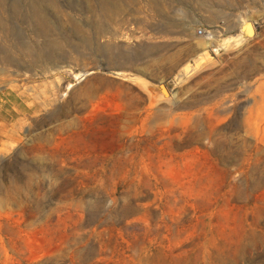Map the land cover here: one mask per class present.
Listing matches in <instances>:
<instances>
[{
  "label": "rangeland",
  "instance_id": "374dc122",
  "mask_svg": "<svg viewBox=\"0 0 264 264\" xmlns=\"http://www.w3.org/2000/svg\"><path fill=\"white\" fill-rule=\"evenodd\" d=\"M41 3L0 0V264H264V0Z\"/></svg>",
  "mask_w": 264,
  "mask_h": 264
},
{
  "label": "bare ground",
  "instance_id": "6f19581e",
  "mask_svg": "<svg viewBox=\"0 0 264 264\" xmlns=\"http://www.w3.org/2000/svg\"><path fill=\"white\" fill-rule=\"evenodd\" d=\"M89 2V1H88ZM3 5V3H1ZM31 9L29 13H26L24 17L26 18H36L41 19L43 22H47L51 16H58V12H47L46 5L41 3V0H30ZM0 13H3L2 8H0ZM0 25H4V21L1 20Z\"/></svg>",
  "mask_w": 264,
  "mask_h": 264
},
{
  "label": "water",
  "instance_id": "95a60500",
  "mask_svg": "<svg viewBox=\"0 0 264 264\" xmlns=\"http://www.w3.org/2000/svg\"><path fill=\"white\" fill-rule=\"evenodd\" d=\"M249 22L246 26L245 23ZM243 28L247 34H253L254 33V26L251 21H244L243 22Z\"/></svg>",
  "mask_w": 264,
  "mask_h": 264
}]
</instances>
